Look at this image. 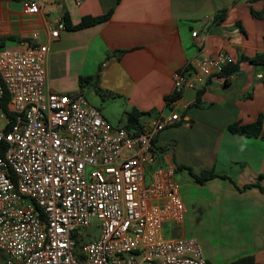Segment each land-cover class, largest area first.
I'll list each match as a JSON object with an SVG mask.
<instances>
[{
	"label": "crops",
	"instance_id": "crops-1",
	"mask_svg": "<svg viewBox=\"0 0 264 264\" xmlns=\"http://www.w3.org/2000/svg\"><path fill=\"white\" fill-rule=\"evenodd\" d=\"M39 1L41 12L31 16L21 0H0V35L25 46L23 39L36 31L45 40L50 24L65 13L78 24L84 16L113 10L103 22L62 30L49 43L47 70L55 91L122 98L125 119L97 106L106 119L120 122L115 126H126L133 109L142 113L140 126L167 111L173 74L192 61L220 52L233 57L238 70L227 78L215 74L183 93L177 100L180 120L155 136L156 165L176 166L187 208L183 223L165 230L198 238L209 264H232L245 256L263 264L264 191L244 186L264 187V138L235 134L228 126L261 115L264 133V67L241 59L264 53V15L253 14L264 0ZM100 65L99 81L82 86L80 77L94 76ZM188 167L194 174L212 170L221 176L198 183Z\"/></svg>",
	"mask_w": 264,
	"mask_h": 264
},
{
	"label": "built area",
	"instance_id": "built-area-1",
	"mask_svg": "<svg viewBox=\"0 0 264 264\" xmlns=\"http://www.w3.org/2000/svg\"><path fill=\"white\" fill-rule=\"evenodd\" d=\"M21 5L26 15L41 12L39 0ZM65 29L61 16L45 40L36 31L25 46L0 50V264H209L198 238L165 230L183 223L187 208L176 166L156 165L154 139L180 120L178 98L233 57L192 61L173 74L167 111L150 124L115 126L85 95L50 86L48 46ZM93 222L100 235L85 239Z\"/></svg>",
	"mask_w": 264,
	"mask_h": 264
},
{
	"label": "trees",
	"instance_id": "trees-1",
	"mask_svg": "<svg viewBox=\"0 0 264 264\" xmlns=\"http://www.w3.org/2000/svg\"><path fill=\"white\" fill-rule=\"evenodd\" d=\"M112 12H113V10H110L107 13L99 15V16H89V15L84 16L78 24H72L67 13H65L63 15V19H64L65 24H66V29H81V28L91 26V25H94L96 23H100V22L107 20L112 15ZM223 14H224V11L219 16H217L216 21L221 20V18L223 17ZM253 14L256 16L264 15V5H263V8L261 11H253ZM14 39H15V37L12 35H0V50L6 46L7 41L14 40ZM23 41L29 42L30 38L23 39ZM241 59L242 60H248L255 65L264 67V53H258L254 56H251V57L242 55ZM238 68H239L238 64L236 62H233V63H231L225 67L222 74L224 76H226V78H227V76H229V74L238 70ZM187 69H189L188 66H186L183 69H180V71H185ZM100 71H101V65L99 66L98 71L96 72V74L94 76L80 77V84L82 86H84L85 84L90 83L92 80H94L96 82L99 81ZM225 81H226V83L228 82L227 79ZM173 97H174V95H173ZM170 98L171 97H168L167 100H169ZM7 101H8V95L5 94L3 97V100L1 102V106L5 112H7V107H6ZM141 115H142V113L140 111H138L137 109L131 110L128 113V124L126 125V127L139 126V118ZM228 129L235 134H242V135L249 136V137H263L264 138L263 118L261 115L256 119V121L249 123V124H240L238 122L232 123L228 126ZM188 169H189L190 173L192 174V176L194 177V179L198 183H204L205 181H207L211 178L221 176L212 170H205L200 174H194L191 171L190 167H188ZM222 177L228 178L226 175H222ZM260 177H261V175H260ZM254 185L259 186L260 189L262 191H264V187L259 185L258 182L246 184L244 186V188L252 187ZM232 264H261V263H256L253 256H245V257L237 259Z\"/></svg>",
	"mask_w": 264,
	"mask_h": 264
},
{
	"label": "rangeland",
	"instance_id": "rangeland-1",
	"mask_svg": "<svg viewBox=\"0 0 264 264\" xmlns=\"http://www.w3.org/2000/svg\"><path fill=\"white\" fill-rule=\"evenodd\" d=\"M7 45L9 47H18L17 43L14 41H7ZM94 81V80H93ZM95 84V83H94ZM103 95V96H102ZM102 95L99 96V94L95 96H90L89 92H85V96L88 98V100L95 106H98L102 108L104 111L111 113L114 116H118L120 114H123L122 116L125 119V113L121 111V103L122 98H120L116 94H112L109 92H104ZM0 118L4 122L6 121V115L3 112H0ZM111 123L118 125L120 122L118 120H110ZM85 239H94L97 238L100 235V228L97 223L93 222L91 224V227L85 230Z\"/></svg>",
	"mask_w": 264,
	"mask_h": 264
}]
</instances>
